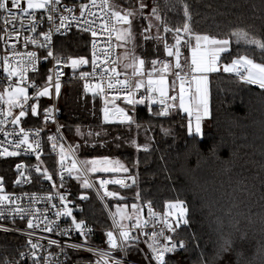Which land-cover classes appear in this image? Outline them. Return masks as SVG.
Returning a JSON list of instances; mask_svg holds the SVG:
<instances>
[{
	"label": "snow or ice",
	"instance_id": "snow-or-ice-1",
	"mask_svg": "<svg viewBox=\"0 0 264 264\" xmlns=\"http://www.w3.org/2000/svg\"><path fill=\"white\" fill-rule=\"evenodd\" d=\"M150 8V12L145 15V10ZM183 23L169 26L167 20L159 13L157 6H151L146 0H139V7L120 9L115 0H88L87 3H80L78 6L79 15L76 14V6H69L62 0H0V20L3 27L0 32V41L6 45V51L2 57L4 79L10 83L4 84L0 90V132L3 133L5 141L0 142V157H19L21 154H33L35 164L16 163L15 170L18 173L15 179L16 184L32 183L35 180L39 183L41 179L51 182L49 194L45 197H37L31 194V203L22 206L18 203L19 197L11 194H0V217L7 212L11 216H18L21 220H26V235L28 251L18 253L20 260L8 261L3 264H22L25 257L32 261V264H61L59 260H52L54 254L47 252L40 239L33 241L31 237L35 231L52 233L59 236H68L70 232H79L85 238L92 229L87 227L85 221L76 219L73 207H69L67 199L69 192L66 188L65 176H73L80 182V186L85 189L99 185V191H103L105 197L115 201V211L110 213L112 218V228L118 230V235L113 230H107V245L110 252H102L96 264H124L121 259L111 256V252L117 250L125 251L136 248L141 242L147 246L144 260L148 264H169L166 254L174 253L177 249H185L184 240L176 241L175 234H178L189 221V209L183 199L176 198L166 200L163 204V212L154 210L152 202L141 203V193L137 189L134 194V201L130 204L126 195H121L119 190L109 191L108 185H118L120 189L132 190L137 185L138 175L132 174L130 168L119 159L108 156H98L92 159L78 160L75 153L81 149L80 145L72 144L67 148L63 143L64 137L60 133V125L56 129V134L48 135L47 142L51 143L53 151H56L59 144L60 168L57 172L50 173L48 168H41L44 163L42 153L44 148L41 143V132L48 127V122L53 120V107L43 108L44 124L28 128L21 127L22 119L30 114L31 117L38 116V101L41 97L53 98L61 94V76L64 75L59 66L62 63L61 55L54 51L56 40L53 33L66 34L75 25L79 33H88L91 36V60L85 56L78 58H63L65 66L70 67L75 73L82 65L91 64V71H79V79L86 81L83 84V91L91 93L92 99L99 97L103 102L101 112L103 123H118L131 128L141 125L135 119L137 105H147L149 114L156 117L167 118L171 113H184L187 116V131L200 135L202 122L210 116V74L219 72L234 74L239 81L247 85H255L264 90V63H257L248 55L239 54L233 58L230 46L235 40L236 44L243 42L246 45L254 46L264 55V38H257L251 35L246 29H233L226 36H217L207 33H199L191 26V12L189 5L183 3ZM39 14V15H38ZM138 20L147 21L146 25H140V31H136ZM58 21V22H57ZM47 23V31L38 26ZM17 23L19 27H17ZM21 29H26L29 33L37 35H24L23 43L37 46L38 49L45 50L40 56L37 51H19L17 44H9V39L15 38L19 41L22 35ZM155 29L153 34L152 30ZM163 33L164 35H162ZM171 40L169 42L168 35ZM108 37L107 46L98 48V36ZM139 35L145 42H154V51L162 44V52L170 59H151V69L145 71L146 60L136 55L135 49L138 45L136 37ZM43 37L42 40L39 37ZM113 37L115 43H113ZM122 48L123 51L116 53L115 49ZM187 49L188 56L182 63L184 52ZM102 53V57L100 55ZM55 61V69H48L43 75L46 80L42 85L35 82L29 84V80L35 81L41 73L37 64L41 59ZM51 62V61H50ZM31 71L34 75L29 77ZM54 72V77H53ZM169 74L174 78L169 82ZM13 77L16 79L13 80ZM31 87L33 95H28V88ZM171 92V94H170ZM139 94V95H138ZM30 101H36L31 102ZM117 101H123L128 106L121 107ZM154 106L155 109L154 110ZM18 111V114L16 113ZM129 111L133 115L129 114ZM11 124V130H5V125ZM18 130V131H17ZM160 131L165 135L171 134V129L161 125ZM76 135L83 137L79 127L76 128ZM88 136L93 133L89 132ZM99 135V133H97ZM12 137V139H8ZM119 139V137H117ZM9 147L3 146L4 144ZM132 147L137 152L149 150L150 145L144 143L137 144L135 139L130 141ZM88 141H85V147ZM104 145L101 144V147ZM117 147L120 145L117 144ZM71 158V164L65 163ZM136 160L133 168L138 167ZM79 165V167H78ZM27 171V175H26ZM33 173L35 175L33 176ZM90 173L123 174L113 175L112 178H98L95 181L89 179ZM59 176L58 185L54 179ZM4 178L0 177V193L4 192ZM59 189H65L64 192ZM28 195L27 193L25 194ZM39 199H45L52 208H57L54 200H58L62 205L54 212L55 219L49 218L46 213L47 208L39 210L34 207ZM80 200L87 199L81 194ZM78 207V205H74ZM147 210L145 216L144 210ZM61 217L71 218V223L61 227ZM7 231V229H5ZM229 241H225L221 251H228ZM55 245L60 248L61 253H65V248L79 250L84 248V244H67L61 246L55 239H47V247ZM45 254L40 256V251ZM86 251H92L86 248ZM66 255V253H65Z\"/></svg>",
	"mask_w": 264,
	"mask_h": 264
},
{
	"label": "trees",
	"instance_id": "trees-1",
	"mask_svg": "<svg viewBox=\"0 0 264 264\" xmlns=\"http://www.w3.org/2000/svg\"><path fill=\"white\" fill-rule=\"evenodd\" d=\"M115 1L123 7H139L138 0H130L129 5ZM146 3L157 6L169 26L183 23L182 5L187 3L191 26L196 32L223 37L242 28L264 38V0H146ZM141 24L147 22H136L138 27ZM88 40L86 35L70 34L57 40L56 52L63 58L87 56ZM168 40L173 42L170 34ZM139 51L146 60V69L151 66V59H170L163 54L162 44L154 51L151 41L142 44ZM182 51L184 57L188 55L187 49ZM230 51L233 58L244 54L264 63L260 50L243 42L236 44L233 40ZM209 88L210 116L202 122L200 135L188 133L186 114L177 110L167 118H157L148 116L140 105L134 114L140 128L102 126L97 116L94 118L96 111L78 100L77 90L72 86L64 89L60 100L61 124L68 140L81 146L78 157L94 152L108 155L121 160L132 174L138 175L132 190H119L129 202H135L137 189L141 203L150 200L161 213L166 200L180 198L186 202L190 223L175 234V238L185 241L186 249L169 256V264H264V90L221 72L210 74ZM64 111L72 115L65 116ZM129 114L133 115L131 111ZM161 125L171 129V134L165 136L160 131ZM77 127L83 137L76 135ZM91 127L102 131L88 136ZM132 139L139 145L148 143L149 150L137 152L130 144ZM136 160L138 167L133 168ZM14 173V161L0 162V177L6 185L12 182ZM79 218L95 226L107 224L92 194ZM225 241L230 242V250L222 252ZM20 243L17 236L0 233V252L4 256L15 257Z\"/></svg>",
	"mask_w": 264,
	"mask_h": 264
},
{
	"label": "built area",
	"instance_id": "built-area-1",
	"mask_svg": "<svg viewBox=\"0 0 264 264\" xmlns=\"http://www.w3.org/2000/svg\"><path fill=\"white\" fill-rule=\"evenodd\" d=\"M21 2L23 4L24 0H21ZM62 2L67 3L69 6H72L73 4H75L76 9H77L76 14L79 15V12H78L79 4L80 3H87L88 0H62ZM2 27H3V23H2V20H0V28H2ZM17 27H19L18 23H17ZM48 27H49V25L45 22L44 24L38 26V32L40 29L47 31ZM21 33H22V35H21L19 41L15 40V38L13 37V38L9 39V44H13V43L17 44V50H19V51H37L38 56H40L42 53L45 52V50H43V49H38L37 46L28 45L27 47H25V45L23 43V36L24 35H37L38 33H29L26 31V29H21ZM74 33H78V29L76 28L75 25H73L68 30V32L66 34L62 35L61 33H55L54 32L53 36H54V39L56 40V45H57L58 39L66 37V36H68L70 34H74ZM79 34L88 36V39H89L88 43H87L88 55L85 57L88 58L90 61L91 60V39L92 38H91L90 34H88V33H79ZM0 35H4V33L0 32ZM39 39L42 40L43 37L41 36V37H39ZM97 40H98V45H97L98 48H104L107 46L108 37L106 35H99ZM113 43H115L114 37H113ZM5 51H6V45L4 44L3 41H0V90H2L4 84L10 83L6 79H4L6 74L3 73L2 57L5 53ZM54 51L56 52V47L54 48ZM115 52L118 53L117 49H115ZM100 55L102 57V53H100ZM67 57L78 58L79 56H66L64 58H67ZM55 67H57L55 65V61L51 60V58H49V60L41 59L39 61V63L37 64V68H38L39 72L41 73V75L36 77L35 81L29 80V84L35 82L37 85H42V82L44 80H46V76L43 74L46 73L48 69H50V68L55 69ZM59 68L64 73V75L61 76V94H60V96L58 98L55 97L54 89H53V98L52 99H49L48 97H41L40 100L38 101V116L37 117H31L29 114L28 116L21 118L22 122L20 125L21 127H24L26 130L28 128H34V127L43 125L44 124L43 108L54 106V108L56 109L53 111V120L55 122L53 123L52 121H49L48 127L44 128V130L41 132V143H42V146L44 148V151L42 153V160L44 161V163L41 165V168L42 169L48 168L50 173L57 172L60 168V161H59V155H58L59 144L57 146L56 151H53L52 147H51V143L47 142V136L56 134L57 127L62 125L61 124L62 113L59 109V104H60V100H61V97L63 95L64 89L67 86H72L77 90L78 100L82 104H84L86 106L88 105L89 107H91V109L93 108V110L96 109L95 111L97 112V119H98V123L100 125H102V126L120 125L118 123H112V124L103 123V114L101 112V108L103 107L102 100L99 97H97L95 100L97 101L98 104L94 103L95 100L92 99V94L91 93H85L83 91V84L86 81L79 79V71H82V70L91 71V64L90 63L88 65H82L80 67V69H78L74 73L70 67L65 66L64 59L62 57V63L59 66ZM150 69H151V66L148 67L145 71H149ZM221 73L226 74V75H232V76L236 77L234 74L223 73L222 71H221ZM33 75L34 74L31 73V71L28 73L29 77H31ZM53 77H54V72H53ZM169 78L173 79L174 77L171 74H169ZM15 79L16 78L13 77V80H15ZM33 91L34 90L31 87H29L28 88V95L32 96ZM31 102H36V101H30V103ZM117 103L121 107H126V108L128 107L123 103V101H117ZM140 106H142L144 108V111L146 112V114L148 116L156 117V116L148 113L146 104L140 105ZM154 110H156L155 106H154ZM18 111L19 110H16L17 114H18ZM157 118H162V117H157ZM4 127H5V130H11L13 126L11 124H8V125H5ZM60 133L64 137L63 143L65 144V147L67 148L69 145H72V143L66 137L64 130H63V127L60 128ZM8 139H12V137H8ZM3 141H5V137L3 136V133L0 132V142H3ZM3 146H7V147H9V150H12L11 146L7 145L6 143ZM75 158L79 160L77 152L75 153ZM5 159H11L12 161H14V172L15 173H14V178L12 179V182L10 184H7V185L5 184L4 192H2L0 194H11L15 197H19L18 203H20L22 206H28L31 203V200H30L31 194L34 193L37 195V197H45L49 194L50 191H54L51 189V182L43 180V179H41L39 183H36L35 180H33L32 183L16 184L14 182L16 179V176L18 175V173L15 170V164L16 163L35 164L36 160H35V156L33 154H31V153L23 154L22 153L21 156H19V157H0V162L5 160ZM65 163L68 165L71 164V162L69 160H66ZM78 167H79V165H78ZM26 175H27V171H26ZM34 175H35V173H33V176ZM113 175L122 176L123 174H104V173L89 174V179L92 181H95L98 178H112ZM54 179L58 185L59 176H55ZM65 179H66V188L69 192L67 199L69 201H72V203H69L68 206L73 207V213H74V216L76 217V219L78 221L80 220L79 216L82 213V211L84 210L89 196L92 194L96 198L100 207L102 208V211L104 212L107 224L104 227H100V226H95V225H92L90 223L85 222L87 227L92 229L91 233H89L87 236V242H85L84 237L80 236L79 232H75V231L70 232L68 236H59V235H56L55 232L47 233V232H41V231L37 230V231H35L34 235L31 237V239H33V241L40 239V243L45 246V248L47 249V252L58 254V255H53V257H52L53 261L59 260L61 262V264H96V261L102 252H110V249L108 248V245H107V237L105 235V232L107 230H113L118 235V230L112 228L113 221H112V218L110 216V213L115 211L114 203H112L108 197H105L103 195L102 190H100L99 194H98V189H99L98 184H96L95 187H93V188L85 189V188H82L80 186V182L78 180H76L73 176H67L66 175ZM107 187H108L109 191L125 190V189H120L118 185H111L110 184ZM59 191L64 192L65 189H59ZM26 193L28 194L27 196L25 195ZM81 194L86 195L87 199L80 200L79 196ZM53 203H56L57 208H52V205L47 203V201L45 199H39L37 201V203L34 205V207L36 209L41 210V211L44 210L45 208H47L49 211L46 213V215H48L49 218H51V219H55L53 214L56 210H58L60 207H62V205L59 204L58 200H54ZM74 205H78V207H74ZM130 210L131 209H130V204H129V211ZM144 214H145V216L147 215L146 209L144 210ZM26 220H27V218H25L24 220H21L20 217L11 216L7 212H5V215L3 217H0V233L11 234V235L17 236L18 238L21 239V243L18 246L20 248L19 252L20 251H25V252L28 251L27 240L29 237L26 235V231H31V230H27ZM65 220H67L68 224L71 223V218L61 217L60 221H58V223H60L61 227L67 226L65 223ZM5 229H7V231H5ZM49 238L59 241L61 246H64L67 244H84L85 247L81 248L79 250H74L72 248H65V253H66V255H65V253H61L60 248L56 247L55 245H53L51 247H47V239H49ZM143 239L144 238H142V242L136 248L128 249L125 251L117 250L115 252H111V256L113 258L123 260L124 264H148V262L146 260H144L145 253L147 252V246H146V244L143 243ZM175 239H176V241L183 240L180 238H175ZM86 248H91L92 251H86L85 250ZM185 249H179L178 248L176 252L169 253L166 255H167V257H169V256H172L174 254L181 253ZM44 254H45L44 250H41L40 251L41 260H42V257ZM5 260H8V261L17 260V261H19L20 257L17 254L15 257L11 258V257L4 256L0 252V264H3V262ZM22 264H32V261L29 258L25 257L22 261Z\"/></svg>",
	"mask_w": 264,
	"mask_h": 264
},
{
	"label": "rangeland",
	"instance_id": "rangeland-1",
	"mask_svg": "<svg viewBox=\"0 0 264 264\" xmlns=\"http://www.w3.org/2000/svg\"><path fill=\"white\" fill-rule=\"evenodd\" d=\"M116 2V1H115ZM122 2H124V3H126V4H131V1L130 0H122ZM117 3V2H116ZM118 4V3H117ZM137 5H139V0H138V4ZM150 5V4H149ZM118 6H119V8L120 9H123V8H125V7H123V6H121L120 4H118ZM129 9H132V8H129ZM150 12V8H148V9H146V12H145V15H147L148 13ZM147 22V21H146ZM140 29V26L138 27V25H136V31H137V33L140 31L139 30ZM152 32H153V34L155 33V29H153L152 30ZM136 42H137V44L138 45H144L146 42L145 41H143V39H142V37H140L139 35H137V37H136ZM141 46H137L136 47V49H135V52H136V55H138V56H140V51H139V48H140ZM117 51H118V53H120V52H122L123 51V49L122 48H117ZM188 56V55H187ZM187 56H185V57H183V60H182V63L184 62V59L187 57ZM78 153H80V152H78ZM98 156H104V154H99V153H96V152H94L93 154H89V155H80L79 156V160H84V159H92L93 157H98ZM106 156H108V155H106ZM109 158H112V157H110V156H108ZM70 162H71V158H69L68 159ZM90 174H97V173H90ZM110 199V201L112 202V203H114V205H115V201L113 200V199H111V198H109ZM128 203L129 204H131V202H129L128 201ZM155 210V209H154ZM157 211V210H156Z\"/></svg>",
	"mask_w": 264,
	"mask_h": 264
},
{
	"label": "crops",
	"instance_id": "crops-1",
	"mask_svg": "<svg viewBox=\"0 0 264 264\" xmlns=\"http://www.w3.org/2000/svg\"><path fill=\"white\" fill-rule=\"evenodd\" d=\"M145 70H146V67H145ZM171 80H172V78H169V82L171 83ZM255 86V85H254ZM257 87V86H256ZM171 93V92H170ZM94 103H97V101L95 100L94 101ZM98 104V103H97ZM96 110V109H95ZM65 116L67 115H70V112H66V111H64V113H63ZM72 115V114H71ZM70 115V116H71ZM94 116V115H93ZM96 116H97V112H96V114H95V116H94V118L96 119ZM76 120H78L79 119V121H80V118H75ZM90 131L89 132H101L102 131V129L101 128H99V127H91L90 129H89Z\"/></svg>",
	"mask_w": 264,
	"mask_h": 264
}]
</instances>
